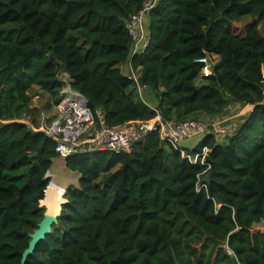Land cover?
<instances>
[{
    "label": "trees",
    "instance_id": "16d2710c",
    "mask_svg": "<svg viewBox=\"0 0 264 264\" xmlns=\"http://www.w3.org/2000/svg\"><path fill=\"white\" fill-rule=\"evenodd\" d=\"M145 1L0 0V264H22L60 158L33 130L37 92L57 105L70 83L109 126L152 120L120 68L129 61L167 121L211 122L232 104L253 111L227 143L208 134L186 148L211 150L206 173L158 133L130 155L67 158L79 184L25 264H264V234L252 230L264 224V0H162L148 18L149 49L132 58L127 23Z\"/></svg>",
    "mask_w": 264,
    "mask_h": 264
},
{
    "label": "built area",
    "instance_id": "2783aa9c",
    "mask_svg": "<svg viewBox=\"0 0 264 264\" xmlns=\"http://www.w3.org/2000/svg\"><path fill=\"white\" fill-rule=\"evenodd\" d=\"M162 0H146L143 8L133 15L127 23V30L133 40L132 58L143 56L150 47L151 37L147 29L150 13ZM199 63L205 65L203 72L212 74L214 62L203 58ZM128 79L135 85L139 98L151 107L156 116L149 121L130 122L120 126H109L101 110H92L88 99L76 92L70 83L60 92V101L55 105L56 114L44 115L39 127L34 131L43 133L56 144V153L63 159L74 155H84L90 152H106L114 155H130L137 143L146 139L152 133H158L161 141L181 153L182 157L192 164H201L211 169L208 163L210 149L204 147L196 154L190 153L185 144L212 134L218 143L225 142L239 127L237 121L218 120L209 125L196 119L184 122L165 120L156 107L147 104L144 93L147 87L139 83L140 73L133 66L130 68ZM203 173V174H204ZM206 187L200 185L198 190ZM65 195V194H64ZM228 254L233 252L229 249Z\"/></svg>",
    "mask_w": 264,
    "mask_h": 264
},
{
    "label": "rangeland",
    "instance_id": "374dc122",
    "mask_svg": "<svg viewBox=\"0 0 264 264\" xmlns=\"http://www.w3.org/2000/svg\"><path fill=\"white\" fill-rule=\"evenodd\" d=\"M253 20L254 19L252 17H247V18H244L243 20L235 23L234 24L235 32L237 34H243L244 35L246 33L247 28L253 23ZM260 30H261V26L259 27V31ZM201 83L202 82H198V84H201ZM130 89L135 90V85L132 84ZM32 107L37 109V112H38L37 115H38L39 123L41 122L44 115H50L51 116L55 113V102L53 101V99L50 96H48L44 93H38L37 92V95L34 97V99L32 101ZM252 109H253V107L251 108V106L232 104L230 106V110L227 113V115L221 119H215V120L210 122V120H208L205 116H199L197 118L200 119L198 121H202L205 123H212V124L218 120H230L232 122L237 121L238 124H240V121H241L240 118L249 114L252 111ZM4 123H5L4 121H0V125L4 124ZM202 139H203V137H198L193 142L185 144V146H188L189 148H194L198 145V143ZM227 142H228V140L225 141L224 143H227ZM166 148H168V147L166 146ZM108 157H112V154H108ZM58 162H60L62 164L61 167L56 166V164ZM64 162H65V159L60 157V161L55 162L53 168L47 173V177L50 179L51 183L55 182L58 185H60L61 187H63L65 190L64 193H66L67 189L70 186H75L79 183L80 177H79V175L75 174V172L73 173V175H74L73 177H68L67 174L69 175L70 171L65 168ZM14 176H19V175L15 174ZM60 199H61V197H60ZM63 199H64V197H63ZM252 230L255 233L264 234V224L263 223L256 224L253 226Z\"/></svg>",
    "mask_w": 264,
    "mask_h": 264
},
{
    "label": "water",
    "instance_id": "95a60500",
    "mask_svg": "<svg viewBox=\"0 0 264 264\" xmlns=\"http://www.w3.org/2000/svg\"><path fill=\"white\" fill-rule=\"evenodd\" d=\"M147 91L148 92H152V89L150 87H147ZM253 111V110H252ZM51 185V182L49 184V186ZM48 186V188H49ZM48 190V189H47ZM46 195H47V191H46ZM46 199V197H45ZM67 201L64 199V202L62 203L65 204ZM41 207H44L43 201L41 202ZM61 211H62V206H61ZM61 211L59 214H52L49 212L48 209H46V212L44 214L43 219L41 220V222L38 224V229L35 230V232H33L32 234H30V243H29V247L27 248V250L24 252L23 257H22V264H25L27 261V258L34 253V251L36 250L37 245L45 240L46 236L52 233L53 230V225L58 223V218L61 214ZM235 264H238V261L236 258L233 259Z\"/></svg>",
    "mask_w": 264,
    "mask_h": 264
},
{
    "label": "bare ground",
    "instance_id": "6f19581e",
    "mask_svg": "<svg viewBox=\"0 0 264 264\" xmlns=\"http://www.w3.org/2000/svg\"><path fill=\"white\" fill-rule=\"evenodd\" d=\"M63 187L55 182H52L47 190L46 200L43 201L44 207L52 214H59L61 211L62 203L64 202ZM61 197V199H60Z\"/></svg>",
    "mask_w": 264,
    "mask_h": 264
},
{
    "label": "crops",
    "instance_id": "0c3cea01",
    "mask_svg": "<svg viewBox=\"0 0 264 264\" xmlns=\"http://www.w3.org/2000/svg\"><path fill=\"white\" fill-rule=\"evenodd\" d=\"M215 59L218 60L219 58L216 57ZM131 67H132V63H131V61H129L128 63H126V64L120 66V68H121V70H122V73H123L125 76H127V74H128V72H129V70H130ZM137 70H138L139 73L141 72V68H138ZM203 74H204L205 76L208 75V73H206V72H203ZM147 92H148V91H147ZM148 93H149V94L144 93L145 100H146L147 104H149V105L155 107V106H156V100H155V98L152 96V94H151L150 92H148ZM136 94H137V96H138V99L140 100L137 90H136ZM251 108H252V107H251ZM54 114H56V109H55V113H54ZM192 142H193V141H192ZM189 143H190V142H189ZM198 144H199V143H198ZM185 148H188V149H194L195 147H194V148H189L188 146H185ZM56 161H60V158H59V159H56V160L53 161V166H54V164H55ZM61 165H62V164H61L60 162H58V163L56 164V166H58V167H61ZM64 165H65V168H66V163H65V162H64ZM53 166H52V168H53ZM54 168H55V167H54ZM66 169H67V168H66ZM67 170H68V169H67ZM69 171H70V170H69ZM73 173H74V172L70 171L69 175L67 174V176H68V177H73V176H74ZM75 174L79 175V174L76 173V172H75ZM79 177H80V175H79ZM78 184H79V183H78ZM78 184L75 185V186H78ZM45 209H46V208H45Z\"/></svg>",
    "mask_w": 264,
    "mask_h": 264
}]
</instances>
